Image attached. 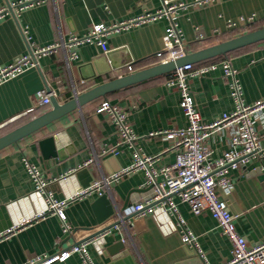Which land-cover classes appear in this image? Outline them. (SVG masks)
I'll return each instance as SVG.
<instances>
[{
    "label": "crops",
    "instance_id": "0c3cea01",
    "mask_svg": "<svg viewBox=\"0 0 264 264\" xmlns=\"http://www.w3.org/2000/svg\"><path fill=\"white\" fill-rule=\"evenodd\" d=\"M14 1L17 0H0V6ZM161 6L162 0H48L24 8L16 16L10 14L0 19V66L28 53L30 46H45L66 39L72 33H83L93 23L109 24ZM176 16L186 49L191 52L246 32L248 26H264V0H216L179 9ZM239 16H252L253 20L242 27L227 26V20H237ZM167 26L168 18L162 16L107 35L108 49L127 48L132 58L131 70L123 66L88 82L79 80L74 67L102 52L99 45L82 43L73 48L77 57L68 60L62 49L39 56L36 67L0 83V135L51 108V102L44 106L35 104L33 96L40 88L56 91L55 98L62 103L97 83L157 63L155 53L163 47ZM224 59H229L235 68L244 104L264 99V40L195 62L194 66L216 64L215 68L189 80L190 92L204 122L219 118L235 106L230 82L224 77L221 66ZM102 99L125 110L126 122L138 136L134 146L146 155L155 156V166L174 162L179 147L163 135H149V132L186 125L179 92L166 84L163 75L97 97L0 149V232L13 226L20 217L42 208L47 194L63 199L131 165L135 147L128 142L118 144L119 134L114 124L106 115L96 112ZM253 120L264 149V108L253 114ZM50 135L54 136L52 153L45 152L40 144L41 139ZM204 145L211 158H218L228 147L226 132H212ZM114 146L115 153H104ZM23 157L48 181L40 193L33 194L34 183ZM227 173L230 178L228 191L217 189L235 215L237 230L252 242L264 241V152L251 155L236 167H228ZM143 184L144 172L137 169L103 185L101 190H92L69 201L63 206L64 221L70 228L68 232H64L63 221L54 212L18 228L7 238L0 239V264H25L36 256L54 254L89 238L119 218L117 206L127 202L124 211L128 213L132 202L147 191ZM103 193L107 194L115 211L98 222L93 204ZM170 197L185 227L196 236L206 263L193 246L181 241L180 226L166 203L164 211L159 208L146 216L134 215L103 231L102 238L96 242L87 244L93 263L177 264L189 258L188 253L193 251L202 264L226 262L230 258L231 244L210 212L193 213L177 194ZM117 242L121 245L116 246ZM99 249L102 250L99 252ZM50 264L82 262L80 255L73 253Z\"/></svg>",
    "mask_w": 264,
    "mask_h": 264
},
{
    "label": "built area",
    "instance_id": "2783aa9c",
    "mask_svg": "<svg viewBox=\"0 0 264 264\" xmlns=\"http://www.w3.org/2000/svg\"><path fill=\"white\" fill-rule=\"evenodd\" d=\"M46 1L48 0H17L7 3L0 6V19L10 14L16 16L22 9ZM215 1L162 0V6L153 11H147L109 24L93 23L83 33H72L66 39H60L45 46H30L28 53L22 54L4 66H0V83L18 76L28 68L36 67L39 56L54 52L57 49H62L65 52L67 60L77 57L73 48L82 43H95L105 52L108 50L105 39L107 35L162 16L168 18V26L163 36V47L155 55L158 62L174 60L188 52L186 41L176 20L178 10L188 6L211 4ZM252 20V16L246 18L239 16L237 20H227V26L236 27L240 25L242 27V24L250 23ZM125 66L128 71L131 70L130 64ZM215 66V63L198 66H194L193 63H186L173 70L166 79V84L175 87L179 92V105L186 119V125L149 132V135H163L173 145L179 147L172 164L155 166V156L146 155L134 146L133 142L138 136L128 126L125 110L108 99H102L96 107V112L103 113L114 124L119 134L118 144L128 142L135 147L131 165L110 173L102 181L95 180L89 186L71 192L63 199H56L51 194H47L44 196L42 208L20 217L13 226L0 232V239L7 238L18 228L44 217L48 212L56 213L63 221L64 232H68L70 228L64 221L63 213V206L66 203L78 199L92 190H101L103 185L118 180L124 174L142 169L144 172L143 187L147 188V191L132 202L128 213L136 212L135 216H146L148 212L155 209L161 208L164 211V203H166L180 226L181 241L184 244L193 246L196 253L205 262L204 253L198 246L196 236L185 227L184 220L179 215L175 203L171 201L170 196L177 194L182 201L189 205L193 213H200L204 210L209 211L217 221L222 233L228 237L231 244V254L230 258L223 264H264V241L252 242L246 235L237 230L234 222L235 215L230 211L227 199L222 198L217 189L228 191L230 186V178L227 173L228 167H236L239 163L246 162L251 155L264 152L253 120V114L264 108V99L254 104H244L235 68L231 65L229 59H224L221 61V66L224 77L230 82V94L235 106L232 110L223 112L219 118L204 122L190 92L189 80L192 76L202 75L215 68ZM56 95V91L43 87L38 89L33 97L36 105L44 106L50 104L51 97ZM216 130L226 132L228 147L221 156L213 159L209 156L210 151L206 148L204 142ZM116 146L104 150V153H115ZM23 160L30 179L34 183L33 194L40 193L48 181L26 157H23ZM102 235L99 234L73 243L54 254L36 256L25 262V264H50L56 260H64L73 253L80 255L82 264H94L88 254L86 245L96 242L98 238H102ZM101 250L99 249V252Z\"/></svg>",
    "mask_w": 264,
    "mask_h": 264
},
{
    "label": "water",
    "instance_id": "95a60500",
    "mask_svg": "<svg viewBox=\"0 0 264 264\" xmlns=\"http://www.w3.org/2000/svg\"><path fill=\"white\" fill-rule=\"evenodd\" d=\"M264 40V26L243 32L241 34L232 36L225 40L210 44L195 51L187 52L185 55L180 56L174 60L166 62H157L144 68L137 69L117 77L111 78L106 81L95 84L94 86L76 93L72 98L60 103L55 97H51V108L48 110L28 119L27 121L19 124L13 129L0 135V149L17 142L21 138L46 127L53 121L61 118L62 116L70 113L74 109H79L86 102L93 100L97 97L106 96L107 94L127 87L129 85L172 72L177 67L186 63L201 62L203 60L211 59L213 57L224 55L228 52L242 48L244 46L257 43ZM132 62V58L125 46L111 48L105 52H99L91 56L90 60L77 64L74 68L78 74L79 80L88 82L105 75L112 70H116ZM49 90V88H47ZM40 144L45 152H53L54 136H46L40 140ZM57 153V152H56ZM126 203L116 208L119 213V218L103 226L90 237L102 234L103 231L111 228L119 222H125L130 217L134 216L136 212L126 213L124 211ZM94 207L97 211L98 222L104 221L107 217L111 216L115 207L106 193L98 196L94 202ZM130 226L132 224H129ZM117 242L116 246H120ZM189 258L178 262L177 264H202L201 259L190 252Z\"/></svg>",
    "mask_w": 264,
    "mask_h": 264
},
{
    "label": "trees",
    "instance_id": "16d2710c",
    "mask_svg": "<svg viewBox=\"0 0 264 264\" xmlns=\"http://www.w3.org/2000/svg\"><path fill=\"white\" fill-rule=\"evenodd\" d=\"M258 27H261V26H255V27H249L245 29V31H249V30H252V29H255V28H258ZM241 34V33H240ZM230 38V37H229ZM237 50V49H236ZM171 75V72L169 73H166V74H163V76L165 77V79H167L169 76Z\"/></svg>",
    "mask_w": 264,
    "mask_h": 264
}]
</instances>
